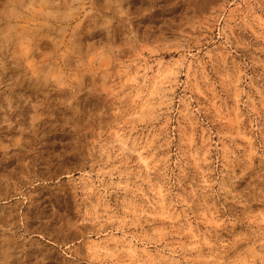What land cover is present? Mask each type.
I'll return each mask as SVG.
<instances>
[{
  "label": "rangeland",
  "instance_id": "374dc122",
  "mask_svg": "<svg viewBox=\"0 0 264 264\" xmlns=\"http://www.w3.org/2000/svg\"><path fill=\"white\" fill-rule=\"evenodd\" d=\"M0 264H264V0H0Z\"/></svg>",
  "mask_w": 264,
  "mask_h": 264
}]
</instances>
